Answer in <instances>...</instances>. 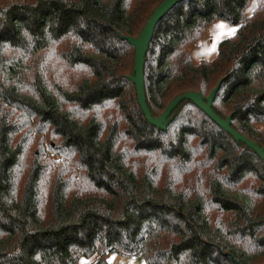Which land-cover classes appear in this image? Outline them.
I'll return each mask as SVG.
<instances>
[{
	"label": "trees",
	"instance_id": "16d2710c",
	"mask_svg": "<svg viewBox=\"0 0 264 264\" xmlns=\"http://www.w3.org/2000/svg\"><path fill=\"white\" fill-rule=\"evenodd\" d=\"M163 0H0V264H264V163L192 102L164 131L132 75L136 38ZM237 27L213 60L187 47ZM264 148V0H182L144 57L146 106L176 97Z\"/></svg>",
	"mask_w": 264,
	"mask_h": 264
},
{
	"label": "water",
	"instance_id": "95a60500",
	"mask_svg": "<svg viewBox=\"0 0 264 264\" xmlns=\"http://www.w3.org/2000/svg\"><path fill=\"white\" fill-rule=\"evenodd\" d=\"M182 0H163L151 13L148 20L144 24L142 30L136 38L123 37L128 44L134 48V63L132 75L128 77L135 89L137 104L147 121V123L159 130L164 131L166 125L170 121L172 112L178 107L183 101L192 102L199 110H201L214 124L229 134L235 141L242 143L247 148L252 150L264 163V148L259 147L253 141L247 139L243 135L237 133L230 126V116L226 119H220L213 111L212 104L215 98V94L220 87V83L213 88L208 96L204 98L198 92H186L174 98L166 107V109L157 118H152L150 112L146 106L144 88H143V65L144 57L148 46L151 42L152 35L156 24L159 20L171 10L177 3Z\"/></svg>",
	"mask_w": 264,
	"mask_h": 264
},
{
	"label": "rangeland",
	"instance_id": "374dc122",
	"mask_svg": "<svg viewBox=\"0 0 264 264\" xmlns=\"http://www.w3.org/2000/svg\"><path fill=\"white\" fill-rule=\"evenodd\" d=\"M223 24V29L216 26ZM237 27L232 26L223 20H217L208 25L205 32L202 34L197 43L187 47L191 60L194 63H198L201 60L210 61L216 57L217 45L221 40L232 37L235 31L231 34L228 33V29ZM261 131H264V124L259 126ZM110 264H142L139 259L135 260L133 257H126L118 254H110L108 256ZM91 260L80 259L78 264H89Z\"/></svg>",
	"mask_w": 264,
	"mask_h": 264
},
{
	"label": "snow or ice",
	"instance_id": "6c2138e0",
	"mask_svg": "<svg viewBox=\"0 0 264 264\" xmlns=\"http://www.w3.org/2000/svg\"><path fill=\"white\" fill-rule=\"evenodd\" d=\"M216 27H217V28H221V29H223L225 26H224L223 24H219V25H217ZM234 31H235L234 28H230V29H228V33H229V34L233 33Z\"/></svg>",
	"mask_w": 264,
	"mask_h": 264
},
{
	"label": "built area",
	"instance_id": "2783aa9c",
	"mask_svg": "<svg viewBox=\"0 0 264 264\" xmlns=\"http://www.w3.org/2000/svg\"><path fill=\"white\" fill-rule=\"evenodd\" d=\"M135 260H137L138 258L137 257H134Z\"/></svg>",
	"mask_w": 264,
	"mask_h": 264
}]
</instances>
